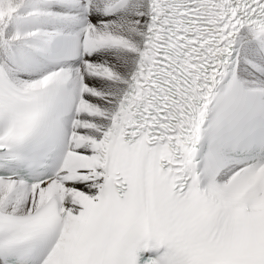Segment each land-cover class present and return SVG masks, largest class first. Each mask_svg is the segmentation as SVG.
Returning a JSON list of instances; mask_svg holds the SVG:
<instances>
[{
	"label": "snow or ice",
	"instance_id": "obj_1",
	"mask_svg": "<svg viewBox=\"0 0 264 264\" xmlns=\"http://www.w3.org/2000/svg\"><path fill=\"white\" fill-rule=\"evenodd\" d=\"M0 264H264V0H0Z\"/></svg>",
	"mask_w": 264,
	"mask_h": 264
}]
</instances>
